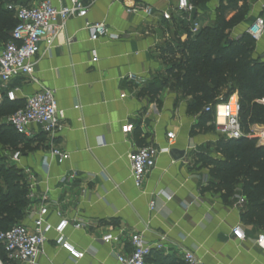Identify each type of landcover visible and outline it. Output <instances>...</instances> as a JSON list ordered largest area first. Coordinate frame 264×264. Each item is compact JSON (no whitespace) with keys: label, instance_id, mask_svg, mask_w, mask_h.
Here are the masks:
<instances>
[{"label":"crops","instance_id":"crops-1","mask_svg":"<svg viewBox=\"0 0 264 264\" xmlns=\"http://www.w3.org/2000/svg\"><path fill=\"white\" fill-rule=\"evenodd\" d=\"M50 1L56 8L70 4V0ZM177 1L95 0L87 18L104 23L118 39L105 37L92 42L84 20L71 18L52 47L41 44L33 74L13 79L1 90L5 101L7 90L20 89L16 104L22 107L36 93L52 90L58 107L65 112L53 136L31 126L30 136L25 138L29 149L21 152L19 162H11L24 173L31 170L35 177L34 199L22 223L33 226L41 199L47 196L51 224L63 219L90 224L84 230L70 226L66 231L68 241L85 254L82 260L75 262L51 234L35 264H120L118 257L131 251L129 244L107 245L101 237L121 228L141 233L152 246L147 264H185L186 251L193 252L200 264H264V246L256 243L264 231L244 223V207L238 205L244 197L242 181L227 204L220 194L201 192L209 182V170L196 165L194 155L205 152L216 157L219 134L191 136L199 117L188 112L191 99L182 95L171 78L159 96L160 104L140 95L154 80L165 77L168 65L162 51L174 32L169 31L167 38L166 22L128 13L125 2L166 11ZM228 1L195 5L192 19L201 28L207 27L208 21L216 20L219 6ZM12 2L14 7L29 4V0ZM248 9L239 26L241 34L247 33L257 17L264 18L261 0L249 1ZM258 43L264 46V36ZM0 44L5 42L0 40ZM93 50L97 51V61L93 60ZM260 50L264 54V47ZM130 75L137 79L129 80ZM8 117L0 121L6 123ZM170 132L175 134L172 145L167 136ZM149 145L186 154L178 161L169 153L160 154L140 190L134 184L128 156ZM52 147L68 152L70 159L58 164L50 155ZM6 153L11 158L12 153ZM73 171L79 174L77 183H62ZM27 180L31 182L29 177ZM152 202L155 209H151ZM236 226L244 229V242L233 236Z\"/></svg>","mask_w":264,"mask_h":264},{"label":"trees","instance_id":"trees-1","mask_svg":"<svg viewBox=\"0 0 264 264\" xmlns=\"http://www.w3.org/2000/svg\"><path fill=\"white\" fill-rule=\"evenodd\" d=\"M200 5L210 0H190ZM252 0H230L222 3L216 12L212 26L203 27L193 36L191 22L174 18L166 22L165 32H174L165 42L162 51L168 67L165 77L157 78L140 95L160 104L159 96L169 78L185 98H190L188 112L198 115L191 136L216 132L215 107L238 95L241 105L240 124L244 137L228 139L220 137L215 145L216 157L205 152L194 156L196 165L209 170V182L201 188L202 194H220L224 203H229L237 184L242 181L246 199L242 219L256 230L264 231V146L250 137L253 126L264 127V61L253 58L256 41L244 33L238 39L229 40L232 30L242 24L249 12ZM242 2L243 5L239 6ZM12 0H0V40L8 42L17 25ZM235 13L231 18L229 16ZM196 18V17H195ZM195 21V19H192ZM170 31V32H169ZM22 106L8 100L0 104V119L10 116ZM210 108L209 111H206ZM140 140V134L137 133ZM29 141L18 135L6 123L0 121V231H8L22 223L27 216L29 182L26 174L13 164L3 163L2 152L26 151ZM208 145V149L210 148ZM6 158L9 160L8 155ZM0 261L9 264L3 245L0 243Z\"/></svg>","mask_w":264,"mask_h":264},{"label":"built area","instance_id":"built-area-1","mask_svg":"<svg viewBox=\"0 0 264 264\" xmlns=\"http://www.w3.org/2000/svg\"><path fill=\"white\" fill-rule=\"evenodd\" d=\"M95 0H70V4L65 7L56 8L50 0H29L25 6L12 7L15 11L17 25L11 33V39L5 44H0V104L3 103L1 90L7 89V83L19 77L31 76L34 72V59L41 51V44L45 42L52 47L56 38L64 30L67 21L71 18H80L85 22V28L90 33V40L97 42L102 38L109 37L118 39L119 36L109 32L104 23H93L89 21L88 14ZM126 9L131 14H144L148 18L159 19L161 22H173L174 18H186L191 22L190 32L195 36L201 26L198 21H192V16L196 11L195 5L190 0H178L176 5L166 11H158L152 6L139 3H126ZM261 9L264 12V0H261ZM247 34L256 42L264 36V18L259 16L248 28ZM169 38V33L166 35ZM93 60L97 61L96 50L92 51ZM129 80H136V76L130 75ZM20 89L7 90L6 98L10 102L17 101V94ZM264 105V100L258 101ZM222 108V112H219ZM207 108L206 111H209ZM215 117L217 129L224 133L228 139H240L244 133L240 124L241 105L238 95L231 96L226 102L215 107ZM220 118L223 124L220 123ZM65 119V112L58 107L55 92L49 89L42 90L29 97L23 107L18 109L7 118L6 124L11 126L15 132L28 138L31 126H39L42 132L48 136H53L58 131L61 122ZM258 126V125H256ZM251 128L250 137L259 140V144L264 146L263 131H255ZM170 145L175 140L174 133H168ZM170 148L160 149L149 145L139 148L128 156L132 178L137 189H143L150 172L155 168L157 159L162 153H169ZM52 158L62 165L70 159V154L57 147H52L50 151ZM22 156L21 151L13 152L10 161L19 162ZM9 157V156H8ZM25 174L30 178L28 200L34 199L35 177L31 170H25ZM79 179V174L69 172L63 179L64 184H75ZM47 196H43L42 205L39 207L38 216L33 221L30 228L23 223L15 224L8 231H0V243L3 245L8 261H18L25 264H35L37 258L42 254L43 247L47 244L49 236L55 234V243L66 251L70 257L78 262L85 256L83 252L76 249L67 239L66 231L72 226L75 230H84L90 227L86 222H70L66 219L58 224H51L48 219ZM238 205L243 208L246 199L239 200ZM156 203H151V209H155ZM233 236L241 242L246 240V234L242 226L232 229ZM104 244H122L127 242L131 251L118 257L120 264H147V258L152 252V246L148 245L141 233L132 232L125 228L118 229L104 234L101 237ZM256 243L264 246V233L258 235ZM161 248V246H157ZM185 264H200V261L193 252L186 251L183 254ZM0 264L1 261H0Z\"/></svg>","mask_w":264,"mask_h":264},{"label":"rangeland","instance_id":"rangeland-1","mask_svg":"<svg viewBox=\"0 0 264 264\" xmlns=\"http://www.w3.org/2000/svg\"><path fill=\"white\" fill-rule=\"evenodd\" d=\"M212 24H213V21H208V23H207V26H212ZM240 26V25H239ZM236 27L234 30H232L231 32H230V34H229V40L230 41H232V40H235V39H238L239 37H241L243 34H241L243 31H242V29H240V27ZM258 47H259V50H258ZM264 46L262 45V43H256V49H255V51H254V53H253V58L254 59H256V60H261L262 62L264 61V54H262L261 53V50H260V48H263ZM262 54V55H261ZM262 100H264V99H262ZM262 100H260V101H262ZM256 128H260V129H263V128H261V127H255L254 128V130L256 131ZM216 133H218L219 134V136L220 137H225V134L224 133H222V132H220V131H218V130H216ZM2 156H4V160H3V163L4 164H6L7 166H11V161L10 160H8L7 158H6V154L4 153V152H2ZM18 224H20V223H18Z\"/></svg>","mask_w":264,"mask_h":264},{"label":"water","instance_id":"water-1","mask_svg":"<svg viewBox=\"0 0 264 264\" xmlns=\"http://www.w3.org/2000/svg\"><path fill=\"white\" fill-rule=\"evenodd\" d=\"M170 156L173 158V160L178 161L185 157V152L178 150V149H171L169 151Z\"/></svg>","mask_w":264,"mask_h":264},{"label":"bare ground","instance_id":"bare-ground-1","mask_svg":"<svg viewBox=\"0 0 264 264\" xmlns=\"http://www.w3.org/2000/svg\"><path fill=\"white\" fill-rule=\"evenodd\" d=\"M219 112L221 113L222 112V108H219ZM220 123L223 124V120L220 118ZM256 131L259 132V131H263V129H260V128H256Z\"/></svg>","mask_w":264,"mask_h":264}]
</instances>
